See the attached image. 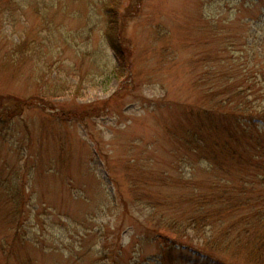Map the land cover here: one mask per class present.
<instances>
[{
    "label": "rangeland",
    "instance_id": "rangeland-1",
    "mask_svg": "<svg viewBox=\"0 0 264 264\" xmlns=\"http://www.w3.org/2000/svg\"><path fill=\"white\" fill-rule=\"evenodd\" d=\"M103 1L0 0V112L27 103L20 115L0 117V238L13 230L5 213L20 206L25 240L37 244L16 246L17 264H106L107 253L109 264H160L164 244L155 242L150 223L124 215L112 196L129 199L135 187L145 197L163 194L156 212L184 220L165 207L196 189L192 176L200 179L204 165L194 157L187 169L177 138L197 126L182 105L202 99L189 83L203 66L217 65V58L200 59L216 51L206 22L264 18L261 0H142L126 22L133 73L122 88V79H108L117 59L105 36ZM123 1V8L134 6ZM241 42L224 58L242 56ZM20 43L28 57L4 62ZM100 102H107L105 112L77 121ZM164 260L195 264L179 248Z\"/></svg>",
    "mask_w": 264,
    "mask_h": 264
},
{
    "label": "trees",
    "instance_id": "trees-1",
    "mask_svg": "<svg viewBox=\"0 0 264 264\" xmlns=\"http://www.w3.org/2000/svg\"><path fill=\"white\" fill-rule=\"evenodd\" d=\"M141 1L133 0L134 6L129 10L123 8V0L101 3L107 22L105 36L117 59L108 79H122V88L130 87L133 73L132 49L124 35L126 22L137 16ZM241 21L237 17L228 24L219 17L206 22L217 41L216 51L212 55L204 52L200 59L205 62L217 58V65L198 68L201 71L196 80L189 83L192 92L201 94V101L196 103L190 98L182 101L188 120L197 121L196 128H186L182 136H177V142L185 148L187 164H182L188 169L194 157L197 164H204L200 167L201 178L192 176L199 183L198 190L183 191L178 201L165 207L174 209L184 220H168L166 215L156 212L166 195L145 197L135 187L129 199L116 193L112 196L124 215L133 216L139 223H150L152 233L157 236L155 242L164 244L159 245L160 264H169L164 259L170 258L176 248L187 255L188 262L195 264H264V18H249L243 24ZM238 28L242 35L236 33ZM235 41H242L238 46L243 55L235 61L229 57L231 54L224 58L235 47ZM19 45L18 49L5 52L4 62L13 65L17 64L15 58L20 61L28 57L21 52L26 45ZM189 68L196 71L194 63ZM26 105L18 100L9 114L2 111L0 117L20 115ZM93 110L94 114L105 112L107 102L84 109L77 121L82 122ZM6 196L15 198L16 192ZM143 204L150 208L149 214L143 213ZM24 215L20 206L5 213L14 223L10 222L13 227L10 232L8 226L11 235L0 238V264L19 263L13 257L16 246H37L25 240V232L22 233ZM112 257L107 253L106 264Z\"/></svg>",
    "mask_w": 264,
    "mask_h": 264
}]
</instances>
